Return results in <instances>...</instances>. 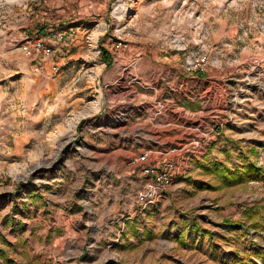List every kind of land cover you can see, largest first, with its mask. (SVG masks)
I'll return each mask as SVG.
<instances>
[{
	"label": "rangeland",
	"instance_id": "1",
	"mask_svg": "<svg viewBox=\"0 0 264 264\" xmlns=\"http://www.w3.org/2000/svg\"><path fill=\"white\" fill-rule=\"evenodd\" d=\"M263 13L264 0H0L2 231H6L2 223L8 217L21 227L19 234L25 237L31 226V207L56 198L53 191L66 194L69 190L68 207H92L88 193L82 194L91 188L92 177H101L104 188L109 178L120 180L118 172L123 165L77 163L75 157L91 153L82 147L84 117L99 108L117 113L123 86L142 91L132 69L139 52L149 55L157 72L164 70L165 76L177 71L181 77H201L195 78L196 91L190 98L184 97L185 101L194 98L201 110L195 131L208 125L204 130L207 135L213 125L230 124L234 134L241 133V115L248 118L253 110L264 121V58L260 59L264 48H258L264 35L255 29ZM242 22L249 29L245 48L238 38ZM70 26L78 27V41L65 38L67 51L61 49L63 42H51L44 36ZM37 36L58 45L52 56L33 59L25 54L26 40ZM117 40L126 46L113 49L115 57L110 59L100 49ZM247 52L259 59L244 65L242 54ZM203 56L208 61L204 71L186 69L188 60L194 62ZM61 58L63 65L57 63ZM122 60L126 62L119 68ZM39 63L43 67L35 70ZM54 64L59 67L57 71L51 70ZM109 64L112 70L102 76ZM168 77L162 83L161 102L162 109L170 110L178 101L172 100V80ZM159 80L156 83L160 85ZM182 82L185 86L191 81ZM134 103L126 106L133 114L140 109ZM261 152L264 150L258 151L252 165L263 170L264 162L257 164ZM128 160L126 166L131 169ZM258 186L257 192L264 191V176ZM36 195L40 196L37 202ZM261 225L256 230L249 228L248 235L264 241ZM114 239L101 253L98 264L121 258L115 249L121 238Z\"/></svg>",
	"mask_w": 264,
	"mask_h": 264
},
{
	"label": "crops",
	"instance_id": "2",
	"mask_svg": "<svg viewBox=\"0 0 264 264\" xmlns=\"http://www.w3.org/2000/svg\"><path fill=\"white\" fill-rule=\"evenodd\" d=\"M77 28L70 26L63 31L70 42L78 41ZM55 32L44 36L57 42ZM260 42L258 48H264V39ZM61 47L68 50L65 42ZM102 49L110 59L115 57L114 50H119L114 42ZM138 55L132 69L142 91L133 88L131 81L133 89L123 86V101L118 103L117 113L99 108L84 117L82 147L91 153L75 157L77 163L123 165L118 172L120 180L109 178L104 188L101 177H92L91 188L82 192L88 193L92 207H68L69 190L67 195L53 191L56 198L31 207V226L25 237L19 234L21 227L7 217L2 223L6 231L0 228V264H98L103 250L117 236L121 239L115 249L121 258L104 264H264V241L248 235L249 228L264 224V191L256 189L262 179L228 185L210 172L215 163L240 171L253 164L258 151L264 150L260 113L253 110L248 118L241 115V133L234 134L230 124L213 125L207 135L204 130L208 125L195 131L196 116L201 110L194 98L185 101L184 97L190 98L196 91L195 78L201 77H181L177 71L165 76L164 70L157 72L149 55ZM243 58L244 65L259 59L248 52L242 54ZM120 62L119 68L126 61ZM57 63L63 65L65 61L61 58ZM110 70L111 64L102 76ZM165 77L172 80V100L178 102L170 110L162 109L156 114L162 104ZM183 80L191 82L182 86ZM131 102L140 107L137 113L126 110ZM136 119L142 121L135 122ZM157 143L163 147L190 143L191 149L174 156L172 183L151 205L142 208L136 196L146 177L129 169L126 163L147 148L157 149ZM98 168L95 172L100 173ZM248 196L257 199L247 200ZM38 197H34L36 202Z\"/></svg>",
	"mask_w": 264,
	"mask_h": 264
},
{
	"label": "built area",
	"instance_id": "3",
	"mask_svg": "<svg viewBox=\"0 0 264 264\" xmlns=\"http://www.w3.org/2000/svg\"><path fill=\"white\" fill-rule=\"evenodd\" d=\"M240 34L238 36L239 41L242 42L240 45L242 48H245V37L248 35V25L247 23H240ZM256 31L259 35H264V13L260 16L259 21L256 23ZM54 38L57 40V43L63 42L65 39V35L63 32H56L54 34ZM27 43V44H26ZM26 45L23 46L25 50V54L32 57L33 59L41 58L46 59L52 56L58 45L47 43L42 36H37L35 38H28L26 40ZM97 46V45H96ZM126 46V43H123L121 40H117L114 43V47L117 49L123 48ZM99 51V50H98ZM206 56H203L196 61H187L186 69H193L198 71H204L205 66L207 64ZM43 67V64L36 65L35 70H39ZM57 65H52L51 70L57 71ZM163 105L159 106V110H157L156 114L160 113ZM157 149L147 148L144 151L133 155L128 160V165L135 172H138L140 175L146 177L144 185L142 189L137 193L136 199L139 203V206L142 208H146L151 205L172 183V169L175 167L174 156L180 154H186L190 152V143L181 144V145H173L170 147H163L162 144L157 143ZM264 162V153L260 154V161L257 164H262ZM122 228L118 230L120 233Z\"/></svg>",
	"mask_w": 264,
	"mask_h": 264
},
{
	"label": "trees",
	"instance_id": "4",
	"mask_svg": "<svg viewBox=\"0 0 264 264\" xmlns=\"http://www.w3.org/2000/svg\"><path fill=\"white\" fill-rule=\"evenodd\" d=\"M103 52V49H100ZM210 172L217 176L218 179L225 184L234 185L250 180H259L263 178L262 168L256 165H249L244 171L231 170L229 167L215 163L210 168Z\"/></svg>",
	"mask_w": 264,
	"mask_h": 264
}]
</instances>
